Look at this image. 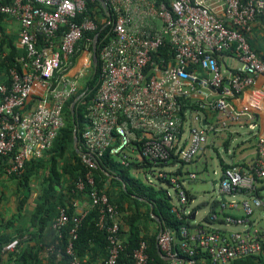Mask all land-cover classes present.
Returning a JSON list of instances; mask_svg holds the SVG:
<instances>
[{
	"label": "built area",
	"instance_id": "1",
	"mask_svg": "<svg viewBox=\"0 0 264 264\" xmlns=\"http://www.w3.org/2000/svg\"><path fill=\"white\" fill-rule=\"evenodd\" d=\"M108 11L102 19L109 30L97 42L98 86L84 114L79 134L82 162L89 167L91 201L77 214L60 210L53 227L70 221L76 231L90 207L101 212L99 225L106 228L109 254L105 264H117L124 249L122 212L105 190L96 186L93 170L103 156L129 167L137 163V175L148 185L162 180L178 193L173 210L186 214L190 198L178 171L196 163L209 145L211 131L231 124H248L255 134L253 112L237 109L233 99L264 77V59L250 42L258 20L264 22V0H105ZM89 0H0V16L20 23L19 66L10 69V83L0 82V155L9 158L7 172L22 175L32 160L49 151L66 127V107L83 88V79L93 68V45L98 23L88 15ZM2 34L0 33V37ZM100 41V47L98 43ZM92 45V48H91ZM87 62L73 72L80 55ZM231 54L238 65L227 70L220 60ZM83 97L77 105L81 104ZM216 122H205L206 112ZM196 178L195 173H190ZM264 135L257 138L256 156L244 169L233 166L223 171L219 193L226 197L224 208H238L228 196L245 195L244 214L236 218L243 231L225 234L208 225L164 228L158 237L161 251L170 264H198L196 249L207 252L213 262H232L264 251ZM77 188L84 190L83 179ZM76 205V203H74ZM262 211L263 225L256 223ZM20 238L3 247L18 252ZM53 251L52 247L49 248ZM73 253V244L68 246ZM136 264L149 260L147 243L135 250ZM78 260H75L74 264ZM13 264H19L14 262Z\"/></svg>",
	"mask_w": 264,
	"mask_h": 264
},
{
	"label": "trees",
	"instance_id": "2",
	"mask_svg": "<svg viewBox=\"0 0 264 264\" xmlns=\"http://www.w3.org/2000/svg\"><path fill=\"white\" fill-rule=\"evenodd\" d=\"M2 1L11 2L12 0ZM85 15L93 18L99 26L95 32H86V36H90L94 39L95 35L100 33L99 37L101 41L102 37L109 30V26L105 27V23L102 22V19L106 16V11L101 2L99 0H89L88 10L80 15V19ZM2 32L3 30L0 25V33L3 35ZM3 41L4 39L2 42ZM100 41L98 43V48L100 47ZM10 45L12 46L10 53L5 57L0 56V73H5L6 75V79L0 82L10 83V69L15 66L20 68L17 58L22 52H17L12 42ZM1 51H3L2 48ZM91 73L92 74L89 75L87 80L83 83L81 92L87 90V93L82 103L76 107V121L74 122V117L71 113V104L74 100L71 99L66 107V127L60 133L53 147L46 152L44 157L38 160H32L27 165L22 175H14L23 185L31 188L30 181L39 174V168L49 163L52 165L47 177L43 178L41 185L42 192L36 201V209L32 218L33 223L39 226L41 232L46 226L48 227V224L51 226L49 233L51 239L43 246L44 248L52 247L53 249L48 256V264H74L75 260H80V264H82L81 262L83 259L92 252L95 247L104 252L105 261L109 254L108 234L106 228L99 225L101 212L98 206L90 207L88 213L83 217L77 228L76 237L71 234V229L75 225L71 221L61 229H55L53 227V222L59 216L62 208L66 209L72 216L77 214L73 204L75 200L87 197V199L91 201L89 193L92 190V186L87 182L86 178L90 169L82 162L81 152L74 144L75 125L77 124L78 134H80L81 130L84 128L85 108L97 91L99 72L97 70L95 74L93 67ZM78 146L81 147L80 142ZM67 154H71L72 157L70 156L68 159L66 157ZM61 159L64 160L65 163L59 168L58 162ZM138 166L137 163H132L131 166L125 167L113 160L109 155H105L100 161V166L93 170L97 188L99 190H105L109 194L112 202L116 203L122 212L121 237L123 239L124 249L120 254L117 264H136L134 252L141 245L142 241L147 243L149 260L146 264H170L171 260L160 251L158 237L161 232L159 228H155L152 233L145 234L143 233V224L148 219L156 221L153 217V215H156L161 219L163 229L171 228L177 231L180 240L184 239L182 228L193 226L189 224L188 215L184 212L178 215V213L173 210L174 204L166 189H155L152 186H147L140 179L132 175L131 170ZM231 167L233 166H228L226 168ZM80 179H83L86 184L84 190H79L77 188V182ZM108 179H112V183L118 184L120 197L114 196L111 189L106 186ZM66 181L68 183L64 190L60 187L62 184H65ZM123 182H125V185H123ZM259 192L260 189H257L255 194H259ZM141 197L143 200H141ZM220 203L221 201L218 200L213 201L211 212H216ZM152 204L154 206L153 210L151 207ZM204 205H207V203L199 205L195 210ZM142 206L146 208L143 209ZM210 217L211 216L208 215L206 221L210 220ZM123 223L126 224L127 229L123 227ZM13 239L14 238L9 239L5 244ZM70 243L73 244V253L68 252ZM194 256L199 259L198 264H218L213 262L211 256L207 252L200 251V249H196ZM258 256L259 255L248 256L236 260L231 264H254L253 258Z\"/></svg>",
	"mask_w": 264,
	"mask_h": 264
},
{
	"label": "crops",
	"instance_id": "3",
	"mask_svg": "<svg viewBox=\"0 0 264 264\" xmlns=\"http://www.w3.org/2000/svg\"><path fill=\"white\" fill-rule=\"evenodd\" d=\"M0 25L3 30V35L0 37V56L5 57L8 53H10L12 49V46L10 45L11 42L15 45L17 52H22V49L18 44V31L20 28L19 21L11 17L2 16L0 17ZM3 39L4 41L2 42ZM250 42L257 54L264 59V22L262 20H258L255 23L253 31L250 34ZM1 48L3 51H1ZM87 58L88 55L86 54V62ZM220 61L221 64L229 71H233V69L238 65L237 61L231 54L223 56ZM83 64H85V62ZM83 64H80L79 60L73 72L80 69ZM5 79V73H0V81H4ZM232 101L237 109L253 112L256 115V131L258 133L255 134L254 131L248 127L247 123L244 125L231 124L228 128L222 131H211L209 136V145L196 160V171H191L189 169L191 166L187 169L184 167V170L181 169L178 171L180 176L186 175L189 180H196L198 178V174L201 173L197 168V163L203 161L205 163L203 164L205 166V171L209 160L213 158L212 154H216L220 159L221 177L223 171L228 166H241L244 169L249 168V165L256 156L257 138L260 134L264 135V77L259 76L253 86L248 87ZM216 120L214 112H206V124L211 125L215 123ZM77 149L79 151L82 150L80 146H78ZM222 152H224L226 156L221 155ZM9 164V158L0 156V264H13L14 262L19 264H48V256L52 251H50L49 248H44L43 246L51 239V235L49 234L51 226L48 224V227L46 226V228L41 232L39 226L35 225L32 219L36 209V201L42 192V186L29 188L23 185L17 177L8 174L7 169ZM131 173L135 178L140 179L147 186H152L155 189L162 188L158 183L154 186L148 185L146 176L143 177L140 174L137 175L138 173L135 168L131 170ZM190 173H195L196 178H191ZM215 173L217 172L215 171ZM219 181L220 180L214 182L213 186L215 188L219 186ZM112 182V179H108L106 186L111 189L114 196L120 197L118 184ZM67 183L68 182L66 181V183L62 184L60 188L65 190ZM123 185H125V182H123ZM260 191H264V184L262 185ZM186 192L190 198V205L192 201H194L195 195L191 194L188 190H186ZM167 193L171 198L170 193L168 191ZM237 196H240L241 199L237 201L235 199L234 200L239 203L240 206L233 210L238 213L233 214L226 211V208L223 206L226 197L225 200L222 201V195H220L221 203L218 205L216 212H211L212 202L210 204V211L204 217L203 221H196L197 213L200 208L195 210L196 207H193L191 210H187V206L186 215H188L189 224L193 227L208 225L219 229L225 234L246 230V225L238 224L235 220L237 217L244 214V209L241 207V204L247 200L250 201V198L241 194H236L232 197L235 198ZM141 200H143L142 197ZM88 202L89 200L87 197L75 200L74 203H76V205H74V208L76 212L83 208V206L87 205ZM151 207L153 210V204ZM142 208L145 209L146 207L142 206ZM194 213H196L195 218L193 217ZM208 215L211 217L210 220L206 221V217ZM261 215H263L262 211ZM153 217L156 221L148 219L143 224V233H152L157 227L161 232L163 225L161 219L156 215H153ZM255 217L256 223L252 221V224L257 225L259 215L256 213ZM123 227L127 229L125 223H123ZM11 238H20V248L18 252L5 253L2 247ZM104 259V252L95 247L81 263L105 264ZM253 262L254 264H264V251L258 257L253 258ZM77 264H80V260L77 261Z\"/></svg>",
	"mask_w": 264,
	"mask_h": 264
},
{
	"label": "rangeland",
	"instance_id": "4",
	"mask_svg": "<svg viewBox=\"0 0 264 264\" xmlns=\"http://www.w3.org/2000/svg\"><path fill=\"white\" fill-rule=\"evenodd\" d=\"M79 60H80V64H83L84 62H86V53H82L80 55ZM91 71L92 70H90L88 76H86L83 79V83L87 80L89 75L92 74ZM221 155L226 156L224 152H222ZM70 156L71 154L66 155L68 159ZM212 156L213 158L209 160L207 169L205 171H204L205 166L203 165L205 163L203 161L197 163V168L201 173L198 174V178L196 180H193V181L189 180L188 176L186 175L180 176V179L184 183V187L186 188V190H188L191 194L195 195L194 201H192L190 205L188 204L187 210H191L193 207H197L199 205H203L204 203H207V205L202 206L198 210L196 221H203L204 217L210 211V204L214 200L220 201L219 186L215 188L213 185L215 181L220 180L221 163H220L219 157L216 154H212ZM64 163H65L64 160L61 159L58 162L59 168H61ZM51 166H52L51 163H49L46 166L44 165L43 167L39 168L40 169L39 174L34 179H31L30 181L31 188L40 187L42 185L43 178L47 177V175L49 174L51 170ZM189 169L191 171H196V163H194ZM215 171L217 173H215ZM149 174H150V177L154 179L156 183H158L162 188L166 189L170 193L173 203L178 204V194L175 188L172 185H169L167 182H164L162 180L157 181L155 176H153L151 173ZM234 199L237 201V200H240L241 198L240 196H237L235 198H233L232 196L227 197L228 202L229 201L231 202ZM226 211L231 212L233 214L238 213L237 211L230 209V208H227ZM257 215H259L258 225L259 226L263 225L261 211H257Z\"/></svg>",
	"mask_w": 264,
	"mask_h": 264
},
{
	"label": "water",
	"instance_id": "5",
	"mask_svg": "<svg viewBox=\"0 0 264 264\" xmlns=\"http://www.w3.org/2000/svg\"><path fill=\"white\" fill-rule=\"evenodd\" d=\"M104 8V10L107 12L108 11V8H107V4H106V1L105 0H99ZM98 38H99V34L96 35V39H95V42H94V45H93V55H92V63H93V67H94V73L96 74L97 70H98V64H99V60H98V53H97V42H98ZM87 93V90L81 92L72 102L71 104V113H72V116L74 117V122L76 121L75 120V115H76V107H77V103L83 98L85 97ZM74 134H75V137H74V144L75 146L78 147V144H79V134H78V126L77 124L75 125V129H74ZM80 152L82 153V150H80ZM221 200L224 201L225 200V196H222L221 197ZM193 217L195 218L196 217V213L193 214ZM163 230V225H162V228H161V231ZM161 251V250H160ZM162 253V251H161Z\"/></svg>",
	"mask_w": 264,
	"mask_h": 264
}]
</instances>
